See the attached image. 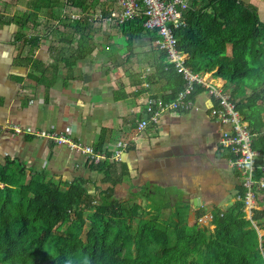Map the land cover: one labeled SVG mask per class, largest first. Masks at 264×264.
<instances>
[{
    "label": "crops",
    "instance_id": "crops-1",
    "mask_svg": "<svg viewBox=\"0 0 264 264\" xmlns=\"http://www.w3.org/2000/svg\"><path fill=\"white\" fill-rule=\"evenodd\" d=\"M98 1L93 11L82 10L86 19L92 21L96 10L107 15L115 8L114 0ZM240 1L253 6L264 22V0ZM55 8L43 13L29 1L15 6L0 0V165L7 158L18 160L28 170L23 183L51 178L61 191L77 178L87 181L90 194L113 182L119 202L147 211L149 196L178 192L188 204V226L197 222L212 229L215 210L234 203L240 188L228 156L218 150L221 128L208 114L214 100L201 90L193 97L195 108L167 112L136 132L144 101L170 89L157 77L160 53L149 35L127 44L118 27L96 23L93 52L76 59L79 35L57 24V17L50 26L42 24ZM17 20L26 23L23 31ZM14 126L33 135L16 133ZM40 133L68 135L107 161L94 162ZM117 141L127 143L120 163L111 159Z\"/></svg>",
    "mask_w": 264,
    "mask_h": 264
},
{
    "label": "trees",
    "instance_id": "trees-1",
    "mask_svg": "<svg viewBox=\"0 0 264 264\" xmlns=\"http://www.w3.org/2000/svg\"><path fill=\"white\" fill-rule=\"evenodd\" d=\"M70 1L86 12L99 4ZM190 2L183 12L185 24L176 31L177 46L189 55L186 64L193 72L216 70L215 77L236 86L231 100L256 134L252 149L264 155V23L253 6L240 0ZM56 5L57 0L33 3L44 10ZM16 24L22 31L26 25L18 20ZM141 24L135 19L118 27L127 44L142 35ZM65 27L71 35H79L76 59L93 52V26L83 19L65 22ZM148 35L154 40V34ZM159 53L157 77L170 88L161 97L171 100L185 82ZM199 91L196 88L192 96ZM27 174L18 160L7 158L0 165V264H264V208L254 212L257 229L244 218L239 201L215 210L212 229L197 222L188 226V204L178 192L149 196L148 208L154 215L144 218L140 206L117 200L113 182L112 187L90 194L82 178L61 191L51 178L23 183ZM65 226L61 233L55 232Z\"/></svg>",
    "mask_w": 264,
    "mask_h": 264
},
{
    "label": "built area",
    "instance_id": "built-area-1",
    "mask_svg": "<svg viewBox=\"0 0 264 264\" xmlns=\"http://www.w3.org/2000/svg\"><path fill=\"white\" fill-rule=\"evenodd\" d=\"M100 1L107 2V0ZM114 3L115 8L107 15L101 10H96L92 21L102 28L110 29L130 20L141 19L143 33L155 35L154 40L151 41L152 48L165 54L166 64L173 66L185 82L184 88L171 100L156 96L144 101V116L137 123L136 132L143 131L149 124H156L167 112L188 111L195 108L193 92L196 88L205 91L214 100L208 114L221 128L218 150L228 156L230 167L238 174L240 181L241 193H237L236 201L242 203L244 218L257 229L253 216L256 210H260L259 196L264 191V155L252 149L256 134L250 130L231 97L224 93L225 82L215 77V70L193 72L186 64L189 55L177 46L176 31L185 24L183 12L188 7L187 0H114ZM86 16L80 8L74 7L70 0H64L62 14L56 23L62 25L65 22L80 21ZM13 131L33 135L30 129L22 130L18 126H14ZM38 136L85 154L94 162L107 161L104 155L97 153L92 147L75 143L68 135L40 133ZM126 150L127 143L117 141L111 155L112 161L120 163ZM255 157L260 158L258 166L254 165ZM257 171L260 172L258 176Z\"/></svg>",
    "mask_w": 264,
    "mask_h": 264
},
{
    "label": "rangeland",
    "instance_id": "rangeland-1",
    "mask_svg": "<svg viewBox=\"0 0 264 264\" xmlns=\"http://www.w3.org/2000/svg\"><path fill=\"white\" fill-rule=\"evenodd\" d=\"M11 3H14V5L16 6L17 5V2H21L22 3V5L25 3H28V1L29 2H31V3H34V1L35 0H9ZM58 2H59V5L57 6L58 8H55L53 11V14L51 15V17H50V20H48V21H45V22H43L42 24H43V26H45L46 27V25H48V26H50L51 25V23L53 22V20L57 17V18H59L60 16H61V14H62V8H64L63 7V5H64V0H57ZM201 0H199V2H200ZM241 2H243V1H241ZM187 3H188V5H190V0H187ZM243 3H245V2H243ZM105 10L107 9V7H105L104 8ZM42 12L43 13H48L46 10H42ZM59 17H58V16ZM84 20H86L87 21V23L89 24V25H91V26H93V28H94V30L96 31L97 29H98V26H97V24L95 23V22H93V21H91V20H89L88 18L86 19V18H83ZM82 19V20H83ZM81 21V20H80ZM264 23V22H263ZM98 32V31H97ZM102 36V35H101ZM103 38H107V36H102ZM124 39L122 38V40L120 41V43L121 44H124ZM226 56L228 57V56H230V48H227V51H226ZM264 86V84H262V86L261 87H263ZM236 88V86L235 85H230L229 83H226L225 84V86H224V88H223V91H224V93H227L229 96L231 95V92L234 90ZM254 165L255 166H258V165H260V158H258V157H255L254 158ZM159 200V199H158ZM259 200H260V202L262 203L261 204V206H259V208L261 209V208H264V192L263 193H261L260 194V196H259ZM88 214H89V211H85L84 213H83V217L84 218H87V216H88ZM151 215H154V213L152 212V210H150V211H147V208H145V207H141V211H140V216H142V217H144V218H149ZM73 215L71 214V217H72ZM166 217V215H164L162 218L164 219ZM88 223L86 224V226H85V228L87 229L88 228ZM133 225L135 226V222H133ZM66 228V226L65 227H62V228H59V229H57L55 232L56 233H61V231H63L64 229Z\"/></svg>",
    "mask_w": 264,
    "mask_h": 264
},
{
    "label": "water",
    "instance_id": "water-1",
    "mask_svg": "<svg viewBox=\"0 0 264 264\" xmlns=\"http://www.w3.org/2000/svg\"><path fill=\"white\" fill-rule=\"evenodd\" d=\"M194 203H195V201H194Z\"/></svg>",
    "mask_w": 264,
    "mask_h": 264
}]
</instances>
